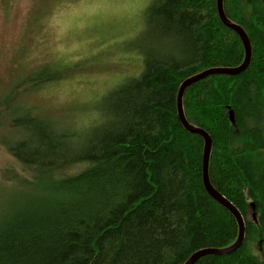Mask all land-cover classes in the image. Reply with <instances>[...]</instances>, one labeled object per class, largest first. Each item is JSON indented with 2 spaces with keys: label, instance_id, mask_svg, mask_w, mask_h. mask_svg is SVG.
I'll return each mask as SVG.
<instances>
[{
  "label": "trees",
  "instance_id": "16d2710c",
  "mask_svg": "<svg viewBox=\"0 0 264 264\" xmlns=\"http://www.w3.org/2000/svg\"><path fill=\"white\" fill-rule=\"evenodd\" d=\"M223 6L245 29L251 61L239 74L191 84L182 103L188 122L211 137L209 180L242 213L245 237L235 251L195 264H264L256 251L264 252V0ZM148 7L143 70L105 95L93 124L15 109L13 93L1 99L0 128L11 130L0 141L32 178L7 174L18 187L0 202V264H184L237 240L236 217L204 186L205 138L182 124L178 94L206 68L239 66L243 42L220 19L217 0ZM49 66L25 82L40 88L64 76Z\"/></svg>",
  "mask_w": 264,
  "mask_h": 264
},
{
  "label": "rangeland",
  "instance_id": "374dc122",
  "mask_svg": "<svg viewBox=\"0 0 264 264\" xmlns=\"http://www.w3.org/2000/svg\"><path fill=\"white\" fill-rule=\"evenodd\" d=\"M153 2L0 0V101L13 93L18 96L15 109L31 105L36 113L68 126L93 124L103 114L105 95L143 70L139 50L150 44L144 32ZM46 64L64 76L40 88L29 86L26 77ZM10 130V125L2 126L0 135ZM7 174L32 178L0 141V202L18 187ZM256 251L264 254L260 246Z\"/></svg>",
  "mask_w": 264,
  "mask_h": 264
},
{
  "label": "water",
  "instance_id": "95a60500",
  "mask_svg": "<svg viewBox=\"0 0 264 264\" xmlns=\"http://www.w3.org/2000/svg\"><path fill=\"white\" fill-rule=\"evenodd\" d=\"M218 1V11H219V16L222 22L229 28H232L237 31L239 34L244 48H245V58L244 61L241 63V66L238 68H231V66H216V67H209L206 68L197 74H194L193 76L185 79L179 89V94H178V114L179 118L184 125V127L189 130L190 132L193 133H199L205 138V146H204V153H203V173H202V179L204 186L208 193L220 204H222L224 207H226L237 219L238 224H239V235L237 240L226 247L223 248H204L200 249L196 252H194L184 264H195L200 257L208 254H216V255H226L229 254L236 249H238L244 240L245 237V221L242 213L240 210L230 201L226 196L218 192L211 184L209 180V173H208V168H209V160H210V153H211V147H212V140L210 135L208 134L207 131L195 127L191 125L184 113V108H183V94L185 89L190 86L191 84L195 83L196 81L203 79L207 76L213 75V74H233V73H239L243 71L250 63L251 58H252V45L250 42V39L245 32L243 28H240L236 24L233 23L230 19H228L224 12H223V7H222V0H217ZM229 117L232 121V123H235V117H234V112L230 111L229 112ZM252 207L254 208L255 204L254 202L251 203ZM256 217V213L253 212V218Z\"/></svg>",
  "mask_w": 264,
  "mask_h": 264
},
{
  "label": "bare ground",
  "instance_id": "6f19581e",
  "mask_svg": "<svg viewBox=\"0 0 264 264\" xmlns=\"http://www.w3.org/2000/svg\"><path fill=\"white\" fill-rule=\"evenodd\" d=\"M222 7H223V12H224L225 16L228 18V16L226 15V13H225V11H224L223 0H222ZM217 10H218V1H217ZM218 15H219V11H218ZM219 17H220V16H219ZM228 19H229V18H228ZM231 21H232V20H231ZM233 23L236 24L237 26H239L240 28H243V27H242L241 25H239L238 23H236V22H234V21H233ZM231 29H232V28H231ZM243 29H244V28H243ZM233 30H234V29H233ZM244 30H245V29H244ZM234 31H236V30H234ZM236 32H237V31H236ZM245 32H246V31H245ZM240 66H241V64H240L239 66L231 67V68H238V67H240ZM246 68H247V67H246ZM246 68H245V69H246ZM245 69H244V70H245ZM244 70H243V71H244ZM241 72H242V71H241ZM241 72H239V73H241ZM239 73H233V74H229V75H235V74H239ZM230 111H233V110L230 109L229 112H230ZM229 112H228V115H229ZM233 112H234V111H233ZM234 117H235V114H234ZM233 124H235V123H233ZM195 127H197V126H195ZM198 128H200V127H198ZM201 129H203V128H201ZM203 130H204V129H203ZM202 173H203V171H202ZM208 173H209V168H208ZM217 191H218V190H217ZM218 192H219V191H218Z\"/></svg>",
  "mask_w": 264,
  "mask_h": 264
}]
</instances>
